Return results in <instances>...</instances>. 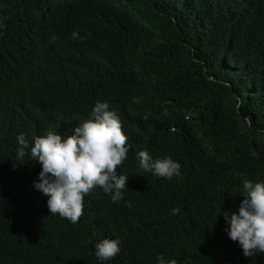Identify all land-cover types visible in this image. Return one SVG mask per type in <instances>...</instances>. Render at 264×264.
<instances>
[{
	"label": "trees",
	"instance_id": "16d2710c",
	"mask_svg": "<svg viewBox=\"0 0 264 264\" xmlns=\"http://www.w3.org/2000/svg\"><path fill=\"white\" fill-rule=\"evenodd\" d=\"M97 101L128 137L127 188L118 202L95 188L73 224L51 215L16 138L67 136ZM141 150L181 175L143 172ZM245 179L264 180V0H0V264H264L223 215ZM104 238L120 241L109 261Z\"/></svg>",
	"mask_w": 264,
	"mask_h": 264
},
{
	"label": "clouds",
	"instance_id": "9594fccd",
	"mask_svg": "<svg viewBox=\"0 0 264 264\" xmlns=\"http://www.w3.org/2000/svg\"><path fill=\"white\" fill-rule=\"evenodd\" d=\"M78 31L70 39L81 40ZM56 39L55 36L52 37ZM16 157L23 160L30 154L31 161L42 165L39 179L33 187L49 197L51 215L59 214L71 223H78L84 212L85 197L99 187L113 202L124 199L128 176L118 174L117 168L127 159L128 137L115 111L107 102L97 101L90 119L81 122L71 134L63 136L52 129L33 138L30 144L23 133L17 136ZM253 156L258 153L253 152ZM139 168L154 176L171 180L180 176L181 165L170 156L153 158L146 151L137 152ZM238 213L223 215L230 224L228 236L238 241L246 257L264 254V180L243 181ZM180 209L172 210V215ZM220 209L218 210V215ZM95 255L101 261L114 259L120 249L119 239L104 238L95 244ZM158 264H178L177 260L157 257Z\"/></svg>",
	"mask_w": 264,
	"mask_h": 264
},
{
	"label": "bare ground",
	"instance_id": "6f19581e",
	"mask_svg": "<svg viewBox=\"0 0 264 264\" xmlns=\"http://www.w3.org/2000/svg\"><path fill=\"white\" fill-rule=\"evenodd\" d=\"M233 35H234V34H233ZM237 36H238V35H237ZM232 38H233V37H232ZM233 39H236V38H233ZM231 40H232V39H231ZM233 43H234V40H233ZM4 76H5V75H4ZM2 77H3V76H2ZM6 77H7V76H6ZM225 94H226V93H225ZM225 94H224V96H225ZM224 96H223V97H224ZM59 97H60V96H59ZM59 97H58V98H59ZM217 98H218V97H217ZM214 99H215V98H214ZM214 99H213V100H214ZM57 100H58V99H57ZM61 100H62V99H61ZM61 100H59V101H61ZM211 101H212V100H211ZM215 101H216V100H215ZM218 101H219V100H218ZM56 102H57V101H56ZM215 103H217V102H215ZM217 104H218V103H217ZM220 104H221V103H220ZM205 105H206V104H205ZM208 105L210 106L211 103L208 104ZM212 105H213V104H212ZM215 105H216V104H215ZM221 105H222V104H221ZM220 107H221V106H220ZM215 108H216V107H215ZM215 108H214V109H215ZM218 108H219V106H218ZM221 108H223V106H222ZM225 109H226V108H225ZM216 110H217V109H216ZM51 112L53 113V111H51ZM220 119H221V118H220ZM223 119H224V118H223ZM246 120H247V119H246ZM13 185H15V184H13ZM20 187H21V186H20ZM124 220H125V219H124ZM127 221H128V220H127ZM124 222H125V221H124ZM127 224H128V223H127ZM124 225H125V224H124Z\"/></svg>",
	"mask_w": 264,
	"mask_h": 264
}]
</instances>
